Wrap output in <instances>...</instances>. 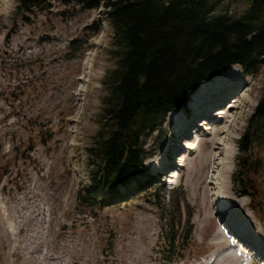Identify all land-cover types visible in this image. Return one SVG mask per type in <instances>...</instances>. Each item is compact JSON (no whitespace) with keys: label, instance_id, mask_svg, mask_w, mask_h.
I'll list each match as a JSON object with an SVG mask.
<instances>
[{"label":"rangeland","instance_id":"374dc122","mask_svg":"<svg viewBox=\"0 0 264 264\" xmlns=\"http://www.w3.org/2000/svg\"><path fill=\"white\" fill-rule=\"evenodd\" d=\"M17 6L18 0H0V264H236L232 254L241 239L250 255L264 256V219L233 179L239 140L264 95V61L245 72L253 84L233 117H214L216 125H227L219 148L214 151L204 126L200 144L184 166L178 164L175 186L161 176L160 160L165 163L177 146L185 149L188 135L176 132L168 114L146 137L154 158L146 163L154 176L150 186L136 191L137 198L126 192L103 208H82L78 195L90 181L86 149L100 127L104 80L117 65L110 53L114 29L105 6L48 0L27 13L29 19L17 14ZM217 6L216 12L239 17L249 0ZM192 105L189 113L175 114L188 117ZM251 153L263 162L255 206L264 213V146L255 143ZM220 196L234 203L230 213L241 234L217 208ZM170 236L176 239L173 253ZM253 238L261 245L254 246Z\"/></svg>","mask_w":264,"mask_h":264},{"label":"trees","instance_id":"16d2710c","mask_svg":"<svg viewBox=\"0 0 264 264\" xmlns=\"http://www.w3.org/2000/svg\"><path fill=\"white\" fill-rule=\"evenodd\" d=\"M85 8L105 6L114 29L111 55L117 59L104 84L107 95L100 127L86 149L90 181L78 197L82 208H103L127 193L143 191L153 176L146 165V137L169 112L187 107L203 80L239 64L247 73L264 61V0H249L239 17L216 12L221 0H75ZM48 0H18L17 14L45 8ZM70 50L76 53L70 45ZM264 146V95L239 140L234 182L260 220L256 174L263 162L251 153ZM261 202V201H259ZM171 253L176 239L169 237Z\"/></svg>","mask_w":264,"mask_h":264},{"label":"bare ground","instance_id":"6f19581e","mask_svg":"<svg viewBox=\"0 0 264 264\" xmlns=\"http://www.w3.org/2000/svg\"><path fill=\"white\" fill-rule=\"evenodd\" d=\"M237 67H240V66L232 65L228 67L226 70H224L222 73H220L219 75L213 77L211 80L202 82L200 84L198 89L192 94V99H191V103L193 104L192 106L195 111L194 115H199L202 113L205 114L206 109L211 110L212 106L216 104L217 102L223 103L224 101H226V99L231 93L236 91L235 94H238V96H233L234 98H230L228 102H225L224 107L217 108L216 112L212 114L213 118L214 117L216 118L219 115H220V118L222 119L224 118L231 119L233 117L232 115L233 109L238 108L240 106L242 99L246 98L247 91L250 90V86L253 84V80L251 79V77L246 75V73L242 69H238ZM208 104H211V105H208ZM205 106H206V109H205ZM170 115H169L170 116L169 118H174L175 120L174 126H175L176 132L179 133V135H183V136L188 134L187 129H188V126L190 125L189 118H187L185 115L179 116L175 113H171ZM218 122L219 121L216 122V120L214 119L213 121H207V119H205L203 124L202 122H199V124L194 122L193 125L195 126L199 125L201 129L198 131V133L193 132L191 136H188L186 138V142H183L184 143L183 147H185V149L189 147V152H188L189 154L187 153L188 155L192 153V150L195 147H197L200 144L201 140L203 139L204 134L202 130L204 129V126L206 127V130H211V136H212L211 141L214 143V146H215L213 148L214 151L216 148H219V146H216V145L218 143L220 144V140L222 138V135L225 133V128L227 127V125H223V124L221 126L216 125V123ZM177 147L179 148L180 146H177ZM187 154H185L180 159L181 160L180 163L183 165L186 164L184 163V161H185V157L187 156ZM153 159L154 158H150V160L148 159L147 162H152ZM160 161L161 162H160L159 170L162 169L163 163H164V161L162 160ZM174 163L175 162H173L172 164ZM180 171L181 170L179 169L177 172H174L175 174L174 173L171 174L170 177H172L171 179L173 180V182L178 181ZM164 179H168V178L164 177ZM216 202H217L216 204L217 208L221 210L220 211L221 215L222 214L224 215V213L228 214L229 215L228 217L232 219L233 224H234V226H232L231 224V227H233V230L235 232H239V234H241L240 233L241 225L236 219V216L230 213V210L234 208V203L232 202V200L224 196H220L219 198H217ZM243 219L249 225H253L254 223V221L249 216H244ZM224 220L230 224V222H228V219L227 220L224 219ZM239 244L240 246L235 249V251L239 249L238 253L232 254V257L235 259L236 264H239V262H242V260H244V262H251L250 258H248V255H250L249 253L250 251H248V249L250 250L251 248L247 249L246 247H248V244L245 242H239ZM253 244L257 246L261 245L259 240H256V239L254 240V238H253Z\"/></svg>","mask_w":264,"mask_h":264}]
</instances>
